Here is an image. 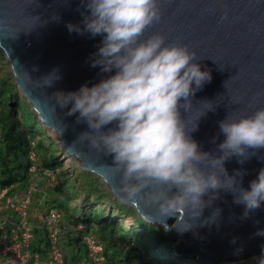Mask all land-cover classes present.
Returning a JSON list of instances; mask_svg holds the SVG:
<instances>
[{"label":"water","instance_id":"95a60500","mask_svg":"<svg viewBox=\"0 0 264 264\" xmlns=\"http://www.w3.org/2000/svg\"><path fill=\"white\" fill-rule=\"evenodd\" d=\"M159 8L160 21L147 28L140 39L159 33L165 44L187 46L196 54L193 62L201 71L210 72L211 80L189 97L191 108L179 111L199 151L218 158L222 155L218 145L225 139L219 123L227 116L238 120L264 108V0H159ZM81 12L88 14L80 0H0V51L16 90L37 121L57 137L62 152L77 160L81 170L104 183L114 199L130 206L145 223L164 229L168 239L178 243L174 255L202 259L201 264L247 259L258 264L264 255V235H256L264 231V202L242 219L245 206L233 203V194L220 189L219 198L196 220H188L182 213L177 217L178 223L181 219L179 227L193 226L181 231L172 227L175 217L161 216L155 205L145 203L144 192L153 189L128 200L120 189V174H110L108 167L115 166L113 156L97 152L87 141H78L82 133L91 130L83 121L76 123L79 113L67 116L71 103L61 108L55 94L76 92L82 85L92 87L115 74V69L102 73L99 66L91 67L102 36L68 31V23L83 29ZM53 72L60 78L55 80ZM47 76V81L43 80ZM115 127L113 122L102 131ZM247 151L250 158L243 163L236 156L224 161L226 173L219 165L215 169L202 167L215 171L225 187L227 177L240 172L237 187L250 190V182L264 168V149L256 150L255 155L252 149ZM175 192L172 189L169 196ZM210 195L211 190L202 199L207 202ZM216 209L221 210L216 222L205 224L216 215Z\"/></svg>","mask_w":264,"mask_h":264},{"label":"clouds","instance_id":"9594fccd","mask_svg":"<svg viewBox=\"0 0 264 264\" xmlns=\"http://www.w3.org/2000/svg\"><path fill=\"white\" fill-rule=\"evenodd\" d=\"M80 4L88 12H81L83 29L71 23L66 27L70 33L102 36L91 67L99 66L102 73L115 69V74L92 87L82 85L76 92H57L55 99L61 108L71 103L66 115L79 113L76 123L83 121L91 130L79 136L80 143L87 141L97 152L113 156L115 166L108 168L112 176L120 174V189L126 198L131 201L143 190L153 189L144 192L145 203L155 205L161 216L175 217L172 227L181 231L193 226L179 227L177 217L182 213L196 220L219 198L220 189L233 194V203L245 206L242 219L259 209L264 202V168L250 182V190H245L236 182L242 173L227 177L225 187L215 171H205L202 165L223 168L232 156L242 158L239 162L243 163L250 158L248 149L252 155L264 149V108L238 120L227 116L219 123L225 139L218 145L222 153L218 158L199 151L179 110L191 108L189 97L211 80L210 72L201 71L193 62L196 54L187 46L165 44L159 33L140 39L161 19L159 0H80ZM59 78L55 74V80ZM113 122L115 128L102 131ZM172 189L176 192L169 196ZM210 190L205 202L202 197ZM220 211L216 209V215L204 223H215ZM258 264H264V255Z\"/></svg>","mask_w":264,"mask_h":264},{"label":"trees","instance_id":"16d2710c","mask_svg":"<svg viewBox=\"0 0 264 264\" xmlns=\"http://www.w3.org/2000/svg\"><path fill=\"white\" fill-rule=\"evenodd\" d=\"M8 84L6 79L0 78V126L2 129L0 186L17 185L23 188L27 185V169L30 165L28 152L30 142L34 141V133L19 118V104L22 102L16 91L6 100L4 99L3 94ZM37 149L45 150L43 154L38 152L41 168L56 173L57 183L53 193L55 197H58V208H61L68 216V223L82 226V231L74 240L78 251L82 248L83 235L93 233L105 245V264H184L186 262L182 256L174 255L173 243L168 239L164 229L145 223L131 207H125L117 202L104 183L95 175L78 170L82 178L89 179L91 182L84 184L83 189L86 193L84 197L75 200L73 194L77 190L73 184L74 181L67 176L68 172L62 170L58 156H49V148L41 142L37 143ZM89 186L94 190H89ZM97 187L102 190H98ZM94 192L98 194L96 201L94 200L96 203L105 200L108 204L115 206L120 214L128 213V216L133 217L136 228H125L120 217L112 219L110 213H105L100 205L94 206L93 203H89L88 198ZM68 203H73L71 207L78 210V215L71 214L72 209L68 207ZM169 257H171L170 260ZM73 260L77 261L78 258L74 257Z\"/></svg>","mask_w":264,"mask_h":264},{"label":"built area","instance_id":"2783aa9c","mask_svg":"<svg viewBox=\"0 0 264 264\" xmlns=\"http://www.w3.org/2000/svg\"><path fill=\"white\" fill-rule=\"evenodd\" d=\"M28 160L25 187L0 186V264H105V245L93 233L81 239L85 253L77 250L74 240L82 226L63 221L53 193L56 173L41 168L35 141ZM40 177L45 189L39 187Z\"/></svg>","mask_w":264,"mask_h":264},{"label":"rangeland","instance_id":"374dc122","mask_svg":"<svg viewBox=\"0 0 264 264\" xmlns=\"http://www.w3.org/2000/svg\"><path fill=\"white\" fill-rule=\"evenodd\" d=\"M0 78H4L8 81V85L6 87V90L3 94L4 99L6 100L7 97L11 94L14 93L16 91V93L19 95L18 91L15 88V84H14V80H13V76L11 74L8 62L5 58V56L3 55V53L0 51ZM14 84V85H13ZM21 102L19 104V118L20 120L29 128H31L33 130L34 133V141L36 142V144L38 142H41L43 144H45L48 148H49V156H58V159L60 161V164L62 165V170L68 172L67 176L74 181V186L77 190V192H74L73 194V198L75 200H77L78 198H83L84 195L86 194L84 189L85 188L84 184L85 183H90L91 181L89 179L86 178H82L81 175L79 174V163L77 160L72 159L70 157H68L65 153L60 152V146L58 144V140L57 137L52 134L50 131H47L46 129L43 128V126L37 121L35 114L33 113V111L31 110V108L29 107V105L27 104V102L19 95ZM26 103V104H24ZM5 104L7 105V102L5 101ZM38 141V142H37ZM37 151L40 154H43L45 152V150L42 149H37ZM62 151V150H61ZM58 153V154H57ZM98 190H102L101 188L97 187ZM89 190H94L93 188L91 189V187H88ZM103 193V191H102ZM88 195V193H87ZM96 195H98L96 192L91 193L88 201L89 203H93L94 206L100 205L104 210L105 213L109 212L110 213V218L112 219H118L119 217L123 220L124 223V227L129 229V228H136L134 225V219L131 216H128V213H124L120 214V212L116 209L115 206H112L111 204H108L107 201L102 200L98 203H96L95 198ZM74 200V201H75ZM95 200V201H94ZM106 200H108V198H106ZM117 201V200H116ZM118 202V201H117ZM120 203V202H119ZM72 204V203H71ZM71 204L68 203V207L71 210V214H75L78 215V210L75 208L71 207ZM125 207H130L127 205H124ZM61 209V208H60ZM62 213L64 214V217L62 218L63 221H67L68 216L65 214V212H63V210L61 209ZM173 246L176 247L178 246L177 242H172ZM74 251V250H73ZM85 251V248L82 246L81 248V252L83 253ZM175 254V253H174ZM182 258L184 260H186V262L184 264H201V260L202 259H196V258H188V257H184L182 256ZM171 259V257H169V260ZM254 261V259H247V260H243L240 262H229L231 264H252V262ZM221 262V263H218ZM226 264L225 262H222L221 260H216L213 261L210 264ZM205 264H209V263H205Z\"/></svg>","mask_w":264,"mask_h":264},{"label":"crops","instance_id":"0c3cea01","mask_svg":"<svg viewBox=\"0 0 264 264\" xmlns=\"http://www.w3.org/2000/svg\"><path fill=\"white\" fill-rule=\"evenodd\" d=\"M39 187H40L41 189H45V187H46L45 180H44L43 177H40ZM80 251H81V250H80ZM84 252H85V251H84ZM84 252H83V253L81 252V254H84Z\"/></svg>","mask_w":264,"mask_h":264}]
</instances>
